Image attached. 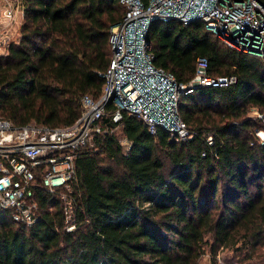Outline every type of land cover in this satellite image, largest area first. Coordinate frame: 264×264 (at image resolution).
Returning <instances> with one entry per match:
<instances>
[{"label": "trees", "instance_id": "trees-1", "mask_svg": "<svg viewBox=\"0 0 264 264\" xmlns=\"http://www.w3.org/2000/svg\"><path fill=\"white\" fill-rule=\"evenodd\" d=\"M21 9L18 34L0 52V117L72 124L82 96L101 93L110 27L124 6L21 0ZM146 40L152 64L177 82L188 83L198 57L211 75L235 81L180 94L183 140L161 127L150 133L126 111L117 122L104 116L75 159V228L65 229L58 195L39 188L30 226L0 208V264H197L206 248L215 259L222 248L264 240V142L256 134L264 131V58L228 47L201 19L152 20Z\"/></svg>", "mask_w": 264, "mask_h": 264}, {"label": "built area", "instance_id": "built-area-1", "mask_svg": "<svg viewBox=\"0 0 264 264\" xmlns=\"http://www.w3.org/2000/svg\"><path fill=\"white\" fill-rule=\"evenodd\" d=\"M12 1H7L0 14L1 28H5L0 32V52L10 35L18 33L11 28L16 15L22 13L21 0ZM118 1L124 14L110 27L111 54L101 93L96 98L82 96L80 115L72 124L47 126L31 121L17 125L0 117V208L9 210L16 222L26 226L36 222L35 192L43 188L60 198L65 229L75 228L71 197L75 159L100 130L104 116L117 122L126 111L139 118L150 133L161 127L183 140L190 135L177 112L180 94L196 86H226L235 81L232 74L211 75L204 57L196 59L195 72L187 84L155 67L146 40L152 20L174 18L186 24L201 19L205 29L228 47L264 58V5L259 0ZM109 103L111 108L106 109ZM261 138L264 141V136Z\"/></svg>", "mask_w": 264, "mask_h": 264}, {"label": "rangeland", "instance_id": "rangeland-1", "mask_svg": "<svg viewBox=\"0 0 264 264\" xmlns=\"http://www.w3.org/2000/svg\"><path fill=\"white\" fill-rule=\"evenodd\" d=\"M7 1L11 2L12 0H0V14ZM17 34L14 32L13 37L11 34L8 41L11 38L15 39ZM252 113H255V111L252 110ZM115 133L121 138L123 145L126 146V139L122 136L119 128L115 129ZM256 134L262 139L261 136H264V131L259 130ZM197 264H264V240L254 248L248 250L243 247L237 249L222 248L218 251L215 259H212L211 254L206 248L205 252L198 258Z\"/></svg>", "mask_w": 264, "mask_h": 264}, {"label": "crops", "instance_id": "crops-1", "mask_svg": "<svg viewBox=\"0 0 264 264\" xmlns=\"http://www.w3.org/2000/svg\"><path fill=\"white\" fill-rule=\"evenodd\" d=\"M2 18L0 16V22H1ZM21 21H22V13H18L15 17V23L12 25V28L11 30L14 32V31H17V29L19 28V25L21 24ZM2 27V24L0 23V32L1 31H4L5 28H1ZM2 52V50H1Z\"/></svg>", "mask_w": 264, "mask_h": 264}, {"label": "water", "instance_id": "water-1", "mask_svg": "<svg viewBox=\"0 0 264 264\" xmlns=\"http://www.w3.org/2000/svg\"><path fill=\"white\" fill-rule=\"evenodd\" d=\"M147 44H149L148 41H147Z\"/></svg>", "mask_w": 264, "mask_h": 264}]
</instances>
